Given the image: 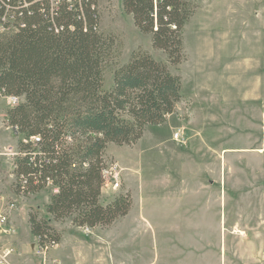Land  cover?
I'll return each instance as SVG.
<instances>
[{"label":"rangeland","instance_id":"rangeland-1","mask_svg":"<svg viewBox=\"0 0 264 264\" xmlns=\"http://www.w3.org/2000/svg\"><path fill=\"white\" fill-rule=\"evenodd\" d=\"M192 1L183 60L170 64L182 76L183 99L135 144L110 143L105 152L121 185H106L101 199L133 198L110 226L53 222L62 243L41 250L28 215L45 213L51 191L13 193L20 137L5 120L15 101L0 96V194L13 203L14 264H264V0ZM98 10L100 31L115 42L105 88L135 50L167 60L122 0H99Z\"/></svg>","mask_w":264,"mask_h":264},{"label":"trees","instance_id":"trees-1","mask_svg":"<svg viewBox=\"0 0 264 264\" xmlns=\"http://www.w3.org/2000/svg\"><path fill=\"white\" fill-rule=\"evenodd\" d=\"M0 0V96L15 99L5 120L20 137L13 193L51 191L45 213L31 210V234L40 247L60 244L53 222L110 226L127 215L132 195L101 201L110 143L135 144L183 99L182 76L170 64L184 57V27L192 0H122L136 27L151 35L149 51H133L105 88V63L114 39L99 29V0Z\"/></svg>","mask_w":264,"mask_h":264},{"label":"built area","instance_id":"built-area-1","mask_svg":"<svg viewBox=\"0 0 264 264\" xmlns=\"http://www.w3.org/2000/svg\"><path fill=\"white\" fill-rule=\"evenodd\" d=\"M53 3L55 4L56 1L53 0ZM175 137L179 142L184 144L186 143V140L184 139V136L181 132H177L175 134ZM14 164L15 162L13 159L12 171L15 168ZM118 174L119 165L117 163H107V168L105 169V186L108 184H112L114 189L119 188L121 185V180L118 176V178H116V175ZM12 211L13 203H9V201L6 200L5 196L3 194H0V264H14L12 256L17 250V245L15 242L17 228L12 218ZM40 248L41 250H48L51 247L46 246Z\"/></svg>","mask_w":264,"mask_h":264},{"label":"crops","instance_id":"crops-1","mask_svg":"<svg viewBox=\"0 0 264 264\" xmlns=\"http://www.w3.org/2000/svg\"><path fill=\"white\" fill-rule=\"evenodd\" d=\"M170 116H171V115H169V117H170ZM101 198H102V196H101ZM101 201H102V202H107V201H103L102 199H101ZM62 237H63V236H62ZM61 243H62V241L60 242V244H61ZM60 244H59V245H60Z\"/></svg>","mask_w":264,"mask_h":264}]
</instances>
